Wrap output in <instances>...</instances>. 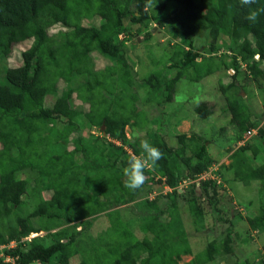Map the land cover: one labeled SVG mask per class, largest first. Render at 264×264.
<instances>
[{"label":"trees","instance_id":"trees-1","mask_svg":"<svg viewBox=\"0 0 264 264\" xmlns=\"http://www.w3.org/2000/svg\"><path fill=\"white\" fill-rule=\"evenodd\" d=\"M260 8L264 0L249 6L239 0H0V264H221L220 256L223 264H264V244L257 258L240 259L231 229L208 235L229 219L230 207L221 201L238 215L219 178L197 183L218 168L209 139L198 132L171 139L159 129L162 113L146 109L154 104L161 112L173 103L182 80L197 84L218 76L236 146L227 148L230 162L216 173L225 167L232 181H257L261 203L246 221L264 232V161L257 163L261 150L251 141L264 140V99L257 113L242 93L250 83H264V13L256 23L245 18ZM155 25L170 37L163 52L151 50L158 69L143 76L135 69L136 37L142 33L148 42ZM54 26L63 29L51 33ZM199 33L206 45L198 46ZM19 43L25 46L21 63L11 66ZM49 95L52 105L45 102ZM217 108L203 100L192 113L208 120ZM91 127L100 135H85ZM127 127L145 134L131 139ZM253 128L257 133L248 134ZM142 139L163 158L146 170L144 185L130 191L122 169L141 154ZM165 185L172 189L163 194ZM136 199L143 208L134 206ZM185 209L194 230L207 237L197 253ZM42 231L43 237L28 238ZM185 256L192 257L180 263Z\"/></svg>","mask_w":264,"mask_h":264},{"label":"rangeland","instance_id":"rangeland-1","mask_svg":"<svg viewBox=\"0 0 264 264\" xmlns=\"http://www.w3.org/2000/svg\"><path fill=\"white\" fill-rule=\"evenodd\" d=\"M62 29L63 28H61L60 26H54V28H52L50 32L53 33ZM152 34L153 35L148 42H143L142 33L141 35H138L136 37V40L138 41L136 43V50L138 53L135 54L134 57L135 60H137L138 58V61L135 65V69H139V74L143 76L150 73L151 71L158 69V59L153 60V56L151 53L155 52L156 54H160L161 52H163V47L167 45L170 37L168 33L164 30V28L159 27L158 25H156V27L152 29ZM202 36L204 35L200 33L197 36L198 46L207 44L204 40V37ZM24 47V44L20 43L14 45L13 55H11L7 61L9 65L15 66L21 63V51ZM105 62L106 60L102 61L101 59V62L99 63L102 64ZM217 78V75H212L197 84L190 83L186 81V79L182 80L181 85L179 84L176 88L175 101L173 103H166L165 106L162 108L161 112V108H155L154 104L147 105L146 109L148 112L150 111L153 116L162 113L159 115L160 117L157 115L162 123V127H159V129L163 128L162 130H164L166 134H169V137L171 139L175 136L177 132H186L189 135L192 132H198L209 139V141H207V151L209 152V154H212V157L214 158L218 156V159L216 161V163L218 164V168L217 166L211 168L213 172L210 171L209 173H206L200 179H205L208 176L214 177L216 179L219 178L221 183L224 184L223 191H226V194L231 197L230 202L235 206L234 209L238 212V215L235 214L233 207L227 205L228 203L226 201H221L222 207H230L227 209V212L225 214V216L229 219L224 222H216L215 226L217 225V230L208 232V235H210V237L212 238L217 237L220 236L221 233L224 232L225 234L228 229H231L232 233L234 232L232 234L233 242L231 243V246L235 249V252L236 254H238L239 258H257V254H259V251H261L262 246L264 244V232H255L253 230H250L246 218L249 215L253 216L257 212L258 207L260 206L261 196L258 190V183H256L257 181H253L250 184H243L240 181H232L231 179L233 177V172L231 170L226 169L225 167L222 168L223 174L220 175V177L218 176L219 174L216 173L219 169L220 164H228L230 162L229 154L231 153V151L228 152L227 148L236 146L230 139L231 135L234 136L235 129H233L230 124H226V120L228 119V117L224 115L223 111L226 103L224 101L225 98L221 96L220 91L217 89ZM263 86L264 83L262 84V87ZM262 87L258 86V84L254 82L253 84L250 83L249 86L245 87V91L242 90L243 96L247 97V99L249 98L253 109L257 113L263 111L262 106L264 99V89ZM203 100L216 101L218 103V108L216 112L212 114L208 120L199 119L196 114L192 113V109L196 105V103ZM53 101L54 97L51 95H49L45 100L47 105H52ZM140 103H142V101H139L138 104ZM143 105L145 106V104ZM174 112H176L177 115L172 118ZM164 113L165 116H169L172 113L171 118H169V123L168 117H165L163 115ZM261 121L262 122L260 123V125L263 123L264 117ZM152 123L153 122H151L150 124L151 128L157 129L158 125L156 123ZM167 124H169V126H166ZM222 126L224 128H222V131H219L220 127ZM83 131L85 135H88L91 132L94 135H100V131L96 127L85 128V130ZM251 132L256 133L257 131L256 129H253ZM126 134L129 138L136 139L138 137L140 138L141 136H144L145 133L142 130H136L132 132L131 128L127 127ZM251 141L258 146L259 150H261V153L258 156L260 161L257 162L259 164L264 161V140L252 137ZM247 153L249 157H253V153L251 151H247ZM71 179H73V176H71ZM229 179L230 183L227 182L229 181ZM189 182L190 180H185L180 183L179 189L181 190L184 186H187ZM170 189H172L170 186L165 185V187L162 189V193L165 194ZM199 190L201 189L198 188L197 191ZM34 196L31 195L26 199L29 209L34 204ZM152 196H155V194H153ZM133 204L134 206L138 204V208L144 207V202L142 201V199H136ZM145 205L147 204L145 203ZM183 212L184 220L186 221L187 228L190 231V239L193 244L194 252L197 253L198 251H201L202 248L205 246L207 242V237H203L204 234L202 231L197 232L194 230L191 225V217L188 216V214L186 213V209ZM216 214L220 215V213ZM212 222H214V220L213 217L210 215L208 216L207 225L211 226ZM45 232L46 231H42L40 233H33L29 235L28 238L32 239L35 235L43 237ZM48 241L49 238L44 239V242ZM12 244H14V242ZM191 257L192 256H185L180 263L188 261ZM221 257L222 256L219 257V260L220 263L223 264L225 260Z\"/></svg>","mask_w":264,"mask_h":264},{"label":"clouds","instance_id":"clouds-1","mask_svg":"<svg viewBox=\"0 0 264 264\" xmlns=\"http://www.w3.org/2000/svg\"><path fill=\"white\" fill-rule=\"evenodd\" d=\"M239 3L243 6H249L255 4L256 0H239ZM261 13H264V8L251 9L248 11L245 18L250 23H256ZM154 27H156V25L153 26V28ZM253 129L248 130V132L252 131ZM256 133L251 132L250 135H254ZM139 147L141 149V154L139 156L131 155L127 161V166L122 169V173L124 177L123 179L124 187L129 189L130 191H135L141 188L146 181V175H145L146 170L154 169L157 166L158 161L163 158V153L160 151V149L154 146L153 144H151L146 139L140 140ZM210 171L213 172V170L209 169L205 171L201 176H199L197 183L199 184L200 182L199 179L206 173H209Z\"/></svg>","mask_w":264,"mask_h":264},{"label":"built area","instance_id":"built-area-1","mask_svg":"<svg viewBox=\"0 0 264 264\" xmlns=\"http://www.w3.org/2000/svg\"><path fill=\"white\" fill-rule=\"evenodd\" d=\"M249 134L251 133V131L248 132Z\"/></svg>","mask_w":264,"mask_h":264},{"label":"water","instance_id":"water-1","mask_svg":"<svg viewBox=\"0 0 264 264\" xmlns=\"http://www.w3.org/2000/svg\"><path fill=\"white\" fill-rule=\"evenodd\" d=\"M102 128H104V125L102 126Z\"/></svg>","mask_w":264,"mask_h":264}]
</instances>
